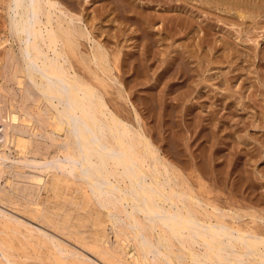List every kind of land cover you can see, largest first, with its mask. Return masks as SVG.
I'll return each mask as SVG.
<instances>
[{
	"label": "bare ground",
	"instance_id": "bare-ground-1",
	"mask_svg": "<svg viewBox=\"0 0 264 264\" xmlns=\"http://www.w3.org/2000/svg\"><path fill=\"white\" fill-rule=\"evenodd\" d=\"M60 1L62 0H0V5L2 4V9L4 10L2 11L1 9V11L3 13L5 12V20L3 18L4 23H1L2 25L0 26V32H4L3 34H5L2 37L0 36V47L3 50H0L2 51L0 54V79H4L1 81L3 82L5 78L9 80L10 77V80L14 81L17 86L18 94L20 92L22 96L20 98L21 103L19 104L16 100L18 96L16 94V88H12L11 86L7 88L4 86L1 87V90H5L9 92L8 94H12L14 99L10 101L11 104L8 103V105L10 104L12 106V108L9 106L11 109L6 107L7 105L5 106L7 111L3 106L0 107V122H3L4 118L6 119V125L2 123L1 126H4L0 131V182L3 179H7L4 178L6 174L9 175L10 179L7 181L9 187H7L8 189L11 188V191H9L0 186V204L8 206L9 204H16L15 206L19 204L18 206H21L23 210L15 208L17 213L15 212L14 214L19 215L20 212H23L22 214L24 215L28 214L27 218L29 219L16 217L13 213L11 214L5 211L0 206V264H22L21 260L28 259L29 261V258L34 259L25 256L30 246L36 247V253L38 252L36 256L38 262L34 261L35 259L33 260V262L37 264H264V210L260 208L261 205L258 201L263 200V196L259 195L257 192V194L262 197L261 199L258 197H256L258 199L254 197L250 198L247 195V197H242L243 200L238 199L237 196H239L238 194L243 187L242 183L243 181L244 183L246 182V179H242L244 177L242 176L243 173L242 175L238 174L240 170L237 171V179L239 180H237V184L232 181H227L228 178H231L228 176L235 172V169H232L234 170L233 172L230 168H235L234 166L238 163L237 160L241 159H233L231 155L233 154L234 157H237L241 148H239L238 152H235L237 154L229 151L231 155L224 151V149L223 151L229 155V158H232H230L232 162L230 160H227L228 162L226 160L222 161L220 158L221 154L218 156L215 153L220 145L218 149L222 151V140H220V144V142L217 141L219 139H215L217 143L216 141H214V143H216L218 147L213 150L216 144L208 140L211 138L209 134L212 133L206 134L210 136L209 138V136L206 137L205 133H203L204 131H202L205 137L208 138L205 139L207 140L206 142L213 144L211 145L213 148H211V146H206L207 143L204 142L205 146L203 147L202 142L205 140L202 141V139L205 137H201L200 134L202 133L196 130L198 129V124L201 122V119L197 118L196 114L199 113L202 117L204 113H200L199 111L195 114L196 110L193 112V108L205 104L204 101L209 99V96L206 97L209 93L205 96L206 99L203 98L205 99L203 104L200 103L202 100H199L201 97L197 99L198 103H192L190 104L191 106L188 105L190 98H188V101L185 100L194 90L191 89V87L188 88V78H185V73L183 74L181 71L183 66L187 63L186 59L188 58L190 60V58L193 59L196 58V56L193 57L194 55H191L193 53L190 54V58L188 55V57L185 56L187 50L184 52V49H186L185 46L187 45L183 43L181 45H185L183 47L184 55L182 54L181 57L183 59L186 58V61L180 57L182 49H180V53L177 52L179 53L178 58L174 56L172 57V59H174L168 60V63L166 62L167 59L166 61L162 59L163 56L161 59L159 57V55L162 54L159 53V51L161 52L164 50L160 49L158 51L157 49V47L160 48L164 46L155 47L158 52L153 50L156 44L166 42L169 39H173L174 41L175 37L178 39V34L181 33L186 34V36L183 35L185 38H190V34L192 35L193 31L196 29L194 28L196 23L194 22L193 24L191 19H185L187 16H183V14L180 12L178 13V11L175 15L171 13L164 14L163 12H158V10V13H154L156 8L154 12L149 11L155 6V4L154 6L150 5L151 3L153 4V0H147L145 4H143L145 2L144 0L142 4H140V0L139 2L136 1L140 4L139 7L133 5L135 4L133 2L130 4L131 1L127 0V3L130 1L128 3L129 9H125L127 3H124V8L122 7V10L125 9L126 11H118V8V13H121L116 14L115 17L113 15L112 17V19L114 18L115 21L118 22L116 26L117 30L119 29L120 32L115 35L112 34L114 36H110L109 33L111 31L109 30H111V26H108V24L105 25V23L112 20H109L111 16L108 17V15L113 14L110 11L115 6L114 3L117 2L116 4L119 5L121 4V0L120 2H118L119 0H114L116 1L114 3L112 0V2L110 0H105V2L102 1L101 8H97L99 7L98 3L97 6L93 5L96 7L95 9H97L94 11V13L96 12L94 15H90L93 14V10H91L92 8L94 9L93 6L89 8L91 13L85 12L84 14L79 12V14H76L74 13L75 9L73 11L71 10L74 8L72 4L69 6L64 0L66 5L73 7L70 9L68 7L66 8V5L64 6ZM95 1L97 2V0ZM100 1H98L99 4ZM180 1L178 2L180 3ZM184 1H196L200 3L201 6L198 7L202 12L203 9L208 8V6H210V9L208 8L209 11L214 8V12H211V14L214 15L213 17L208 13V10L206 13L212 18L215 17L216 21H222L221 18L223 20L226 18L235 20L236 18V23L239 20L240 24H245V21L250 19V23L253 21L251 24L253 25V23H255L254 25H256V27L252 26V29L254 27L255 29L257 28L256 23H259L260 26V22L264 21H262V19L261 21L258 20L264 18V0H183V2ZM154 2L156 1L154 0ZM75 3L78 2H74V4ZM175 4H177V0ZM191 4L193 3L191 2ZM123 5L121 4L119 7ZM159 5L161 7L163 4L159 3ZM188 5L186 4V6ZM182 7L179 8L182 9ZM190 7H192V5ZM198 7H195V10H198L200 13ZM168 8L170 10V7ZM89 9L87 10L85 8L82 10L89 11ZM162 9H164V7ZM193 9L191 11H193ZM186 10H184V12ZM4 14L2 16H4ZM191 14L192 12L189 15ZM202 14H204V12ZM232 15L236 17L233 18ZM114 19L112 21H114ZM189 20L190 22H188ZM226 20L228 21L229 19ZM234 20L231 25L233 26V22L234 26L237 24L239 25V23L235 24ZM257 20L258 22H256ZM158 24L160 28L157 29L156 27ZM114 25L115 24H113L112 29L116 27ZM132 26H134V29H132ZM208 26H210L209 28L212 27L211 25ZM242 26L240 25V27ZM248 27H250V25ZM261 27L263 28L264 26H260V29H262ZM247 28L245 30H247ZM252 29L247 32L249 33L248 36L253 35L250 33L256 31H252ZM128 30L130 31L129 33L127 32ZM197 31L201 32V29H197ZM204 31V35L198 36L201 37L199 42H196L198 40L195 42L201 48L203 46H209V51H196V47L193 49L197 53H204V55L202 54L204 60L212 66L214 63H212V61L214 59L211 53L212 51L210 50L215 49V51L217 50L219 53L221 49L230 50L229 43L227 44V41L224 42L221 40V44L218 45V41L220 42V40H211L210 35L212 33L207 36L211 31L208 32L209 30L207 31L205 29ZM240 32L241 31H239V34H241ZM124 37H127V39ZM206 37L209 38L206 39ZM110 38L114 41L110 40ZM179 38L181 37L179 36ZM123 39H125V41L133 40V46L131 41V44L129 41L128 43L132 46L131 49L135 47L134 49L136 50V48H138V51L134 52L132 51L133 49L130 50V45H125L127 48L129 47L128 50H125L126 47L123 45L125 41H122ZM186 40L188 41L189 39ZM190 40L194 41L193 36ZM173 41H171V43L174 44ZM121 42L125 49L121 47ZM168 42L171 44L170 41ZM190 43L187 42L188 45ZM125 44H127V42ZM169 44L167 46H169ZM173 44L171 48L175 45ZM161 45H163V43ZM193 45L187 47L192 49ZM182 46L180 48H182ZM206 47H204V49H207ZM190 48L189 50L191 52ZM233 49L236 50V47H232V52L228 51L229 54L227 56L230 55L229 59L231 55L237 56L236 54L240 52V50H238V52L236 51L237 53L233 54ZM246 49V52L255 54V52H253L254 49L252 48V50L250 46ZM249 49L252 51H249ZM111 50L113 51L111 52ZM165 50H168L169 56V53L172 54L171 56L174 55V52H171L173 50L170 52L168 48ZM177 51H179V49ZM205 52H208L206 56ZM209 53L213 60H209L211 59ZM216 54L217 58L223 56V53L221 55L219 54L220 56L218 53H215V55ZM196 55L199 60L197 61L196 70L192 69L194 67L190 66L192 72H194V74L195 71L198 73V66H205V68H208L206 69V74L207 70H210V66H207L208 63L206 62V65L205 62L202 61L203 58H199L198 54ZM249 55L251 54L249 53ZM169 56L167 57L168 59ZM234 56L232 57L233 61L235 60ZM239 56H237V60L241 57ZM257 56H262L260 59L264 61V54L262 52H259ZM249 57H252V55L248 56V58ZM207 58L209 59L207 60ZM241 58L246 59L247 57L245 58L244 56L243 58L242 56ZM155 59H159L161 64L159 66L155 64L156 69L153 68V70L152 66L156 62ZM177 59L182 62V64H180L182 68L177 65V72H174L176 69L171 71L174 72V75L176 73V78H172V74L167 78L170 73L169 70L172 67L171 65L175 66V63L179 61ZM222 60L225 63L228 58L227 60H225V58ZM250 60V62H254L252 61L253 59ZM254 60H256V57H254ZM229 61H227L226 65L230 66L231 63ZM183 62L186 63L183 65ZM191 62L194 64L193 60ZM202 62L204 63L203 65ZM216 62L219 63V61ZM260 62L257 63L256 61L257 65L262 64ZM218 63L214 64H217L214 68L218 67L221 62ZM221 64L223 67L224 64ZM240 65L233 69H240ZM157 66L159 68H157ZM160 66H163V71H160L159 74H155L157 69H160ZM219 67H221V65ZM244 67L245 66H243V68ZM250 67L252 66L250 65ZM186 68L187 66L184 69L186 70ZM190 68L189 70L187 69V71L190 72ZM230 68L228 73H231L230 70L232 69ZM239 69L238 72H240ZM203 70L200 73L203 74L205 71ZM150 71H153L155 76L153 77L154 79L152 78L154 82L152 84L154 86L152 84L151 86L154 88L156 87V89L153 91L152 87H148L151 89L152 93L148 91L150 89H147L146 86V83L147 85L149 84L148 81H152L151 79L149 80L151 76H149L151 73ZM179 72H181L184 77L181 76ZM209 72H211V70ZM223 72L221 71V73ZM197 73L195 75H197ZM225 73L227 74V72ZM166 74L167 76L165 77ZM174 75L173 77H175ZM187 75L189 76L188 72ZM187 75L186 77H188ZM221 75L223 76V74ZM244 75H246L245 71ZM164 77L167 78L165 80L166 82H164ZM189 77H191L189 78L191 79L189 82H193L194 78L197 79L196 77L192 79V75ZM225 78L227 80L226 76H224V78L222 77L224 81ZM176 79L178 82L175 81L172 85V80L174 81ZM204 80L205 79H203L202 82H204ZM192 82L191 85H193L195 81ZM229 82L227 85H229ZM157 83L158 85H156ZM161 83L163 84L161 85ZM196 84L198 87V83ZM204 85H206V83ZM138 86H141V88L144 86L146 89H138ZM203 86L201 89L204 88ZM197 87L195 88L192 86L194 89H197ZM185 88L187 90H185ZM173 89L176 91L178 90L179 93H181V89L183 92L179 94V96L177 95L178 93H174L172 96L174 98H171L170 96L173 93L172 91H174ZM189 89H191V91ZM197 90L195 91L198 94H202ZM209 91L210 90H208V92ZM235 92L232 93L236 94ZM5 94L3 93V95ZM133 95L134 98L137 99V103L134 101L136 99L133 98ZM8 96L11 97L10 95ZM256 96H258V94H256ZM169 97L172 100H170ZM222 97H224V95ZM229 97L230 99L232 98L231 96H226L225 99H222L226 100V98L229 99ZM3 98L6 99V97ZM195 98L193 100L196 102ZM219 99L220 97L213 100H218V102L222 100ZM242 99L244 98H241V100ZM250 99L252 100L251 97ZM207 101L209 102L210 100ZM215 101L214 103H218ZM230 101L232 102V99ZM225 102L226 101L223 103ZM240 102L238 103L237 101L238 104H241ZM245 102L242 100V103L245 104ZM3 104L5 105V103ZM219 104L221 103L219 102ZM234 104L232 108L236 110ZM208 105L207 107H211ZM213 106H217V104H213L212 107ZM223 106L227 107L228 105L225 103ZM203 107L201 108L204 109ZM156 108L159 113V115L157 114L159 116H157V120L155 118L156 112L154 111ZM170 108L171 110H175V112L177 111L179 114H175L172 111L169 112L174 113L172 115L178 117L177 119L179 121L175 118L178 121H176L177 123L172 121V123L169 124V120L167 119H170L169 116L172 115L167 113L169 118L165 116L166 114L164 112ZM201 108L200 110H202ZM227 108L226 110L228 111L231 106ZM212 109H214V107ZM215 109L212 110L214 113L216 111ZM210 110L208 109L207 113L209 111L208 114H213ZM160 111H164L162 115ZM233 112L235 114L236 111L233 110ZM192 113L195 114L196 119H194L195 117H193L194 114ZM208 114L206 116H214L215 118L216 113L213 116ZM190 115H193L192 118H188ZM204 115V120L206 122L207 120H211L212 123L214 118L208 117L211 119H206ZM171 118V120H173L174 116ZM146 119L154 120L155 124L154 126L151 125L152 127H156L155 125L158 124V122L160 124H158V127L161 126L162 123H166V126L168 123L171 125V128L175 126L173 122L176 123V125L178 124L179 128H175L176 130L174 128L172 130L168 128V126L166 128V130L171 129L173 133L175 130L174 135L180 133L179 139L182 137L180 141L176 140L178 143H182L176 145L175 143L177 142L175 141V143L172 144L176 146H172L173 149H178V153H175L176 150L173 151L175 154L172 155V160L168 158L170 155H166L167 157L164 156L165 148L162 147L164 144L159 145L157 143L159 146L156 144L157 140L154 135L156 130L161 131L162 129L160 130L158 127L157 129H151V127L149 129L147 125L149 122ZM215 121L218 123L221 120L219 121L216 119ZM215 121H213V123H215ZM221 122L219 124H223ZM201 123L204 125L203 122ZM214 126V128L217 127L215 124ZM244 126L246 127V124ZM162 127H165V125H162ZM179 129H181L184 134H186L185 132H191L192 134L189 133L191 134L189 139L187 138L188 136L184 137ZM212 131V135H218V132L214 134L215 130L213 128L211 132ZM162 132H160L161 136ZM166 132H168V135L171 133L169 130L164 131V133ZM205 132H207V130ZM173 133L171 134L172 139H178L176 138L177 136L174 137ZM165 136L166 135L160 137V140H167L168 136ZM158 137L157 135V138ZM212 138L214 139L215 137L213 136ZM199 139L201 140L200 146L198 142ZM169 140L167 141L169 145L165 146H170V141L173 140ZM190 141H196L198 147H203V149H201L202 151H200L201 153L204 151L205 147L211 149V151H209L210 154L207 150L208 157L207 153L203 154L207 157H205V160H207L209 164H207V166H212L211 170H209V172H211V184L209 181H206V178H209V172L207 171L206 173V170L210 167L206 168L204 166L206 168L205 170L203 167L204 163L202 164V157L199 155L200 152H198V149L194 150L195 148L193 149L191 147ZM225 141L226 140H224V148L228 145L226 144L228 141ZM165 144L167 143L165 142ZM196 144L193 145L195 146ZM12 145H15L14 148H21V151H17L19 153H17L18 157L13 153L12 149L14 148H11ZM42 145L45 147H41ZM172 147L168 148L171 149ZM168 148H166V153ZM241 150V153H245L242 151H246ZM169 152L170 151H168V154L172 151ZM246 152L248 153V151ZM241 156L244 157L243 154ZM223 158L224 157H222V159ZM247 160L250 161V159H246L245 157L246 162ZM240 163L241 162H239V165H241ZM220 167L222 168L220 169ZM242 168L240 167V169ZM245 169L248 168L245 166ZM249 171L248 169L246 172L248 176L245 175L251 179ZM206 174L208 176L204 179ZM235 175L233 174L232 177ZM246 176L245 178H247ZM234 179L236 181V178ZM249 179L247 184H249ZM238 184L240 185L238 186ZM254 184L252 185L254 186ZM223 185L226 186L227 189L228 186L229 188L230 186L235 188V185H237L236 188L239 190V193L236 192L237 190L234 191V193L236 192L238 194L231 192L234 189L232 188V190L229 189L231 190L228 191L229 194L228 192L226 194L222 190ZM248 187L246 189L243 188L246 193L245 191L242 192V190L241 192L243 194H251L253 192L251 195L256 196L254 189L252 191V189ZM248 189L252 192L247 193ZM220 190L224 193L222 192L220 194ZM240 196L239 198H241ZM61 200L64 203H62ZM58 201L60 202L58 203ZM260 202L264 203V201ZM65 204H69V207L73 206L74 208L69 209L68 207L67 209ZM91 204L94 206V209L92 208L94 211L93 213L90 209H87L88 207L85 208V206H90ZM13 207H11V209ZM258 207L260 209H258ZM6 208L8 207H5V209ZM63 208L67 210L62 212L61 209ZM59 209L61 212L56 211ZM83 209H86L85 211H88L90 215L85 217L86 213H84V218L89 219L88 217L94 218V216L96 218L95 221V218H90L91 223L88 222L91 225L90 227L95 223L92 227L93 231H88L90 229L87 230L88 226L85 228L84 225L87 224H83V222L80 223L82 217L79 211L82 212L84 211ZM90 211L94 216L90 214ZM102 216L103 219L105 218V221H103L106 223H102ZM75 220H77L78 223L75 222ZM87 221L84 223H87ZM92 221L94 222L92 223ZM82 224L84 226L83 229L87 231L81 229L82 227L80 226H82ZM78 225H80L79 228L83 232L78 228ZM49 227L52 228L51 230L55 229L58 234L65 232L62 234L66 235L67 241L72 239L70 241L77 244L78 246L76 245L75 247H79V249L68 244L71 242L66 243L67 241L65 242L58 237L56 232H54L55 234L50 233L51 230L49 232ZM42 251H44V254H41ZM18 259L21 260L18 261Z\"/></svg>",
	"mask_w": 264,
	"mask_h": 264
},
{
	"label": "rangeland",
	"instance_id": "rangeland-1",
	"mask_svg": "<svg viewBox=\"0 0 264 264\" xmlns=\"http://www.w3.org/2000/svg\"><path fill=\"white\" fill-rule=\"evenodd\" d=\"M65 1L69 4V6H71L70 4H72L74 8H73V7H69L68 5H66V2H64V0H62V1H60V2H61L62 4H64V6L66 5V6H65L66 8H67V7L70 8V9L73 8V9H71L72 11L75 9L74 13H76V14L78 13V14H79V12H80V13H84V14H85V12L87 13V12H90L91 10H93V14H90V15H94V14L96 13V12L94 13V11H96L97 9H95L96 7H94V6H95V5L97 6V3H98V6H99V7H97V8H101V7H102L101 2H102V1L105 2V0H101V1H100V0H97V2H96L95 0H73V1H72V0H71V1H70V0H69V1H68V0H65ZM98 1H100V4H99ZM110 1H111V0H110ZM112 1H113V3H114V2H116L117 0H116V1L112 0ZM112 1H111V2H112ZM126 1H127V0H123V1L121 0V2H120V0H119L118 2H120V3L123 5L124 3H127ZM130 1H131L130 4H132V2H133V3H135V4H133V5H136L137 7H139V5L143 3V0H140V4L136 2V1L139 2V0H130ZM130 1H128V3H129ZM141 1H142V2H141ZM144 1H145V2H144L143 4H145L147 0H144ZM155 1H156V2H154V0H153V4H152V3L150 4L151 6H154V4H155V6L152 7L153 9H151V10H149V11L154 12V10H155V8H156V10H155L154 13H156L157 10H158V12H163L164 14H169V13H171L172 15H173V14L175 15V13H177V11H178V13H179V12L182 13L183 16H187V17H185V19H187V18H188V19H191V21H193V24H194V22L196 23V26L194 25V26H195L194 28H196V29H195L196 31H195V30L193 31V34H194V35H193V34H192V35L190 34V38H192V36H193V40H194V41H191L190 38H188V37L185 38L186 34L181 33L182 35H181V34H178V39H179V40L177 39V37H175L174 41H173V39H172V40H170V39L168 40V41H170V43H171V41H173L175 45H174L173 43L169 44L168 41H166V42H160V43H158V44H160V45H158V44L155 45V44H154V45H155V46L153 45V46H154V49H153V46H152V49H153L154 51H156V52H158L160 49H161V50H164L165 52H164V51H161V52L159 51V53H162V54H163V55H162V54L159 55V57H160V59H161V57L163 56L162 59H164L165 61H166V59H167V61H166L167 63H168V60H170V59L173 60L174 58L172 59V57H174V56H175L176 58H178L179 53L181 52L180 49H182V52H181V54H180V57L182 56V54H183L186 50H187V51H186L185 56L188 55L189 58H190V57H191V56H190L191 53H193V54H191L192 56L194 55L193 57L196 56V58H193V59L190 58V60H191V59L193 60V63H194V64H192V62H191L192 60L190 61L188 58H187V59L185 58V59L187 60V61H186L185 59H183V58L181 57L184 61L187 62V63H186V62H183V65H184L185 63L187 64V65L185 64V66H183V68H182V65H180V64H182V62H181L179 59H177V60H179V61L175 63V66H174V65H171L172 67L174 66L173 68L171 67L173 70L170 68V70H169L170 73L168 74V76H167V74H166L165 77L167 76V78H168V77H170V75L172 74L171 77L175 79V78H176V76H175L176 73H175V75H174L173 73H174V72H177V67L180 66V67L182 68V71H181V72H182L183 74L185 73V78H188V83H189L190 85H191V82H192V81L189 82V81L191 80V79H189V78H191V77H189V76L192 75V79H193L194 77L197 78V79L194 78V81H195V82H194V81H193L194 83L192 82L193 85L190 86V85L187 83V85L189 86L188 88L191 87V89L194 90L193 93L191 92L192 95L190 94V96L187 97V98L185 99V100L188 101V98H190V100L188 101V105H190V104H192V103H193V104L198 103V100H197V99H199L200 97H201V98H200L199 100H202L200 103L203 104V101L206 99L205 96L209 93V95L206 96V97L209 96V99H206V100H205L206 102L204 101L205 104H203V105H201V106L199 105V106H197L196 108H195V107L193 108V112H194V110H196V111H195V114H196V112L198 113L199 111H200V113L203 112V113L205 114V115L202 114V117L200 116L201 114H199V113L196 114V115H197V118L201 119V122H203V124H204V125H202V123L200 122V124H198V125H199V126H198V129H196V130H197L198 132H200V133H202V131H204L203 133H205V135H206L207 133H208V134H209V133H212V134H213V131L211 132V130H212V128H213V129L216 131V132L214 131V134H217V132H218V135H216L217 138H216L215 135L209 134V135H211V138H212L213 136H214L215 138H214V139H213V138L211 139L209 135H206V137L209 136L210 139H208V138L205 137V135H204L203 133H202V134L199 133V134L201 135V137H203V138L205 137L204 139H202L201 137H200V138L202 139V141L205 140V139L211 140V141H209V142H212V141H213V144H216L217 141L220 142V140H222L221 142L223 143V144H222V147H223V148L221 147L222 151L218 149V148H220V146H221V145H220L221 142H220V144H219V145H220L219 147H218V145L216 144V145H214V148H213V147L211 146V145H213V144L207 143V142H206L207 140H205V141L202 142V143H203L202 146L204 147V146H205V143H207L208 145L206 144V146H209V147L211 146V148H213V150H214L215 148L218 147V148L216 149V152H215V153H216V155H218V156H220L219 154H221V156L223 155L222 157H224L225 159H224V158L222 159V157L220 156V158H221L222 161H225V160H226V161H227V160H230V161H231L232 158H233V159H237V158L240 159V158H241L240 160H237L238 163L234 166L235 168H233V167L230 168L231 170H232V169H235V172H234V170H232V171L234 172V173H233L234 175H235V173H236V175H235L236 177H235V176L232 177L233 174H231V175L228 176V177H231V178H230V179L228 178L227 181H228V182H229V181H232V182H235V184H237V182L239 181V180L237 179V176H238V175H237V171L240 170V171H238V174H241V175H242V173H243L242 176H244V177H243L242 179H244V180L246 179V182L244 183V181H243V183H242V184H243V187H242V189H241L242 192L245 191L243 188L246 189V188L249 186L248 188H249V189H252V191H253V189H254V192H256V196L251 195V194H253V192H252L251 190L249 191V189H248V192H247V193H251V192H252L251 194H245L246 191H245V193L243 194V193L241 192V190H240V193H239V192H238L239 190L236 188L237 185H235V188H234L233 186H232V187L230 186V188H229V186H228V189L226 188V186L223 185V186H222V187H223L222 190L227 194L228 191H231L232 188H234L235 190L233 189V191H231V192L234 193V191L237 190L236 192H238L239 194L236 193V192H235L234 194H238L239 196L241 195V196H240L241 198H239V196H237L239 200L242 199V197H247V196L250 197V198H251V197H252V198H253V197H254V198L258 197V198L261 199L262 197H260L259 195H262V196H263V200H258V201H259V204L261 205L260 208H263V210H264V203H261V202H260V201H264V140H263V139H264V61H262V60L260 59V57H262V56H260V57L257 56V55L259 54V52H262V53L264 54V51H263V50H264V46H263V45H264V27H263V28L261 27L262 29H260V26H264V23H263V22H264V21H263L264 18H260V19H258L259 21H261V19H262L263 22H260V23H261L260 26H259V23H256V24H257V28L255 29L256 25H254L255 23H253V25L251 24V23L253 22L252 20H251V21H252L251 23H250V19L246 20L247 22L249 21V22H248L249 24L245 21L246 26H245V24H240V22H239V20H238V21H237V23H239V25H238V24L236 23V21H235V20H236V18H235L236 16H235V15H232V17L235 18V20L233 19V20L235 21V24H237V25L234 26V22H233V26H232V25H231V24H232V21H233L232 18H231V19H230V18H226V19H229V20H231V21H229V20L227 21L226 19L223 20L222 18H221L222 21H220V20H219V21H218V20L216 21L215 17L212 18L214 15H212L211 12H214V11H213L214 8H212V9L209 11V9H210L209 7H210V6H208L209 9H208V8H205L204 6H202V7L205 8V9H203L204 14H202L203 12L199 9V7H200L201 5H200V3L196 2V1H195L196 3H195L194 1H187V2H188V3H187V2H185V1L183 2V0H182V1L177 0V4H175V3H176V0H173V1H172V0H164L165 3H164V1H162V0H160V1L155 0ZM174 1H175V2H174ZM178 1H180V3H179ZM63 2H64V3H63ZM74 2H78V3H75L76 6H75ZM95 2H96V3H95ZM103 2H102V3H103ZM122 2H123V3H122ZM158 2H159L160 4H163V5H161V7H160V5H159ZM191 2H192L193 4H191ZM79 3H80V6H79ZM94 3H95V4H94ZM113 3H112V4H113ZM116 3H117V2H116ZM116 3H114V4H115L116 7H117V6H118V7H117V9H116L115 6H114V7L112 6L114 9L112 8V10H111L110 12H112L113 14L108 15V17L111 16V17H109V20L112 19L113 15H114V17H115L116 14H120V13H121V12L118 13V11H120V10L123 11V10H125V9H126V10L129 9V8H128V7H129V6H128V3H127V7L125 6V9H123V10H122V7L124 8V5L119 7V5H121V4L118 5V4H116ZM185 3H186L187 5H188L189 3H190V4H189L188 6H186ZM194 3H195V4H194ZM114 4H113V5H114ZM156 4H158V5H156ZM164 4H165V5H164ZM182 4H183V5H182ZM184 4H185V5H184ZM93 5H94V6H93ZM179 5H181V6H179ZM191 5H192V7H190ZM193 5H195V6H193ZM196 5H197V6H196ZM90 6H93L94 9L92 8V9L90 10V9H89ZM141 6H142V5H141ZM141 6H140V7H141ZM157 6H158V7H157ZM172 6H173V7H172ZM175 6H176V8H175ZM182 6H184V7H182ZM185 6H186L187 8H186ZM198 6H199V7H198ZM0 7H1V8H0V26H1V25L4 23V20H5V14H4L5 12H4V13L2 12V11H4V10L2 9V8H3V7H2V4L0 5ZM87 7H88V8H87ZM163 7H164V9H162ZM168 7H170V10H169ZM179 7H182V9H184V10L187 9V10L185 11L186 13L184 12V10H182V9L179 8ZM188 7H189V8H188ZM195 7H198V9L200 10V13H199L198 10H197V11L195 10ZM206 7H207V6H206ZM76 8H77L79 11H78ZM85 8H86L87 10L89 9V11H86V10L83 11ZM118 8H119V10H118ZM120 8H121V9H120ZM166 8H167V9H166ZM191 8H192V9L194 8L193 11H191V10H192ZM1 9H2V11H1ZM82 9H83V10H82ZM159 9H160V11H159ZM165 9H166V10H165ZM171 9L174 10V11H172ZM178 9H179V10H182V11H179ZM115 10H116V11H115ZM117 10H118V11H117ZM126 10H125V11H126ZM162 10H163V11H162ZM167 10H168V11H167ZM207 10H208V13L211 14L212 17H211L209 14L206 13ZM77 11H78V12H77ZM175 11H176V12H175ZM190 11L192 12L191 15H189V14L191 13ZM158 12H157V13H158ZM166 12H168V13H166ZM183 12L185 13V15H184ZM2 13L4 14V16H2V15H3ZM90 13H91V12H90ZM205 13H206V14H205ZM1 14H2V15H1ZM86 15H88V14H86ZM3 18H4V20H3ZM113 19H114V18H113ZM113 19H112V20H113ZM192 19H193V20H192ZM112 20H111V21H108V19H107L108 22L105 23V25L108 24V26H109V25L111 26V27H110L111 30H109V31H111V32L109 33L110 36H114L115 34H117V33L120 32L119 29L117 30V26H116L118 22H116L115 19H114V21H112ZM258 20H257L256 22H258ZM110 22H112V23H110ZM188 22H190V20H189ZM1 23H2V24H1ZM228 23H229L230 25H229ZM113 24H115L114 26H116V27H114V28L112 29ZM247 24H248V25H247ZM208 25H211L212 27L209 28L210 26H208ZM240 25H241V26L243 25V26L240 27ZM249 25H250V27H248ZM252 26H255V27L252 29V28H251ZM133 27H134V26H132V29H134ZM204 27H205V28H204ZM207 27H208V28H207ZM238 27H240L241 29L238 28ZM247 27H248V28H247ZM258 27H259V29H258ZM110 28H109V29H110ZM156 28H157V29L160 28V25L158 24ZM194 28H193V29H194ZM202 28H203V31H202ZM246 28H247V30H245ZM114 29H115V32H116V33L114 32ZM197 29H198V30L201 29V32L197 31ZM204 29L207 30V31L209 30L208 32L211 31L210 33L207 32V33H208L207 36H209V35L212 33V34L210 35V39H211V40H212V39H213V41H216V40H218V39L220 40V42L218 41V45L221 44V40L224 41V42L227 41V44L229 43L228 45H229L230 50H229V49H228V50H225V49L222 50V49H221V50H220V53H219L217 50L215 51V49L211 48V49H213V50H210V51H212L211 53H212V55H213V59H214V60L212 59L210 53H209V56L211 57V59L207 58V60H208V59H209V60H213L212 63H213V62H214V63L212 64V66H210L211 64H209L206 60H204V56H203L204 53H202V54H203V55H202L201 53H197V52H196L197 50L200 51V52H203V51H209V49H210V48H208L209 46H208V47L203 46V47L201 48V47L198 46V44H197V43L199 42L200 38H201V37H198V36H199V35H200V36L204 35V32H205ZM251 29H252V31H253V30H256V31H253V32L251 31L252 33H250V34H253V35H249V36H248L249 33H247V32H249ZM0 30H1V29H0ZM107 30H108V29H107ZM129 30H131V29H129ZM129 30L127 31L128 33L130 32ZM237 30L241 31V32H240L241 34H239V31H237ZM183 32H184V31H183ZM194 32H195V33H194ZM197 32H199L200 34L197 33ZM254 32H257V33H254ZM3 33H4V32H0V34H1L0 36H1V37L5 35V34H3ZM196 33H197L198 35H197ZM246 33H247V34H246ZM112 34H114V35H112ZM195 34H196V36H195ZM183 35H185V36H183ZM242 35H243V36H242ZM259 35H260V37H259ZM262 35H263V36H262ZM179 36H180L181 38H179ZM211 36H212V37H211ZM237 36H238V37H237ZM239 36H240V37H239ZM250 36H251L252 38H251ZM182 37H183V38H182ZM194 37H195L196 39H195ZM197 37H198L199 39H198ZM249 37H250V39H252V40H250ZM253 37H255V38H253ZM124 38L127 39V37H124ZM208 38H209V37H206V39H208ZM222 38H223V39H222ZM225 38H226V39H225ZM98 39H99V38H98ZM100 39H101V38H100ZM125 39H123L122 41H125ZM181 39H182V40H181ZM186 39H189V40L187 41ZM215 39H216V40H215ZM254 39H255V40L257 39L258 41H257V40L255 41ZM110 40L114 41V40L111 39V38H110ZM175 40H176V41H175ZM183 40H184V41H183ZM185 40H186V41H185ZM196 40H198V41H196ZM259 40H260V42H259ZM128 41H129V40H128ZM128 41H125V43L127 42V44H125V43L123 42V45H124V46H125V45H126V46H129V45L132 43V46H133L134 41H133V40H130V41H131V43H130V41H129L130 44L128 43ZM180 41H182V42H180ZM190 41H191V43H192V42H193V43L191 44ZM195 41H196L197 43H196ZM153 42H154V41H153ZM179 42H180V43H179ZM185 42H186V43H185ZM187 42L190 43L191 45L194 44V45L192 46V49L190 48L191 45H190V44L188 45ZM154 43H155V42H154ZM162 43H163V45H161ZM167 43L169 44V46H167V45H168ZM176 43H177V44H176ZM182 43H183V44H186L187 46H190V47H187V46L184 45V46L186 47V49H184V52H183V47H184V46L181 45ZM195 43H196V44H195ZM256 43H257L259 46L261 45V46L263 47V49H262L261 46L259 47ZM260 43H261V44H260ZM164 44L166 45V48L169 49V52H170L171 50H173V51H171L172 53L174 52V53H173V54H174L173 56H171V55H172L171 53H169L170 56L168 55V50H165L166 48H165V45H164ZM172 44H173L175 47L172 46V48H171V45H172ZM178 44H179V46H178ZM231 44H232V45H231ZM180 45L182 46V48H180V47H181ZM196 45H197V46H196ZM228 45H227V46H228ZM230 45H231V47H230ZM244 45H245V46H244ZM247 45H248V46H247ZM126 46H125V47H126ZM132 46L130 45V50L133 49L132 51H134V52H135V51H138V48H136V50L134 49L135 47L131 49ZM134 46H135V45H134ZM157 46H159V47H160V46H164V47H160V48H158ZM177 46H178V47H177ZM249 46L251 47V49H252V48L254 49V51H253V52H255V54L253 53L254 55L252 54V52H246V51H245V49H246L247 47H249ZM257 46H258L259 48H258ZM121 47H123V46H122V42H121ZM155 47H157L158 51H157V49H155ZM195 47L197 48L196 51H194V49H193V48H195ZM204 47H206L207 49H204ZM210 47H211V46H210ZM215 47H217V46H215ZM232 47H236V50H234L235 48L233 49V50H234L233 54H234V53H237L238 50H240V52H238V53L236 54L237 56H239V55L241 54L240 56H241V57L243 56V58H244V56H245V58H246V57L248 58V56H251V55H252V57H249L248 59H247V58H246V59H242V58L239 56L240 58H238V60L242 59V60H240V61H241V62H240V61L237 60V56H234V55H233L234 58H235V60H234L235 62H234V61H233V58H232V57H233L232 55H231V58H230V59H229L230 55L227 56V55L229 54L228 51L232 52V51H231V50H232ZM242 47H244V48H242ZM128 48H129V47H128ZM128 48L126 47V49H125V48L123 47V49H125V50H128ZM163 48H165V49H163ZM173 48H174V49H173ZM177 48L179 49V51H177V50H178ZM187 48H188V49H187ZM189 48L191 49V52H190ZM198 48H199V49H198ZM200 49H203V50H200ZM216 49H217V48H216ZM253 49H252V50H253ZM0 50H2L1 47H0ZM125 50H124V51H125ZM130 50H129V51H130ZM153 50H151V51H153ZM188 50H189V51H188ZM246 50H248V49H246ZM252 50L249 49V51H252ZM260 50H261V51H260ZM2 51H3V50H2ZM2 51H0V54L2 53ZM112 51H113V50H111V52H112ZM166 51H167V52H166ZM221 51H222L223 54L221 53ZM225 51H227L228 53L225 52ZM236 51H237V52H236ZM163 52H164V53H163ZM177 52H179V53H177ZM187 52H188V54H187ZM189 52H190V53H189ZM194 52H195V53H194ZM213 52H214V53H213ZM207 53H208V52H207ZM207 53L205 52V56L207 55ZM215 53H218V55H219V54H220V55L222 54L223 56L218 57V58H219V59H218V58H217V54L215 55ZM242 53H244V54H242ZM247 53H248V54H247ZM249 53H250L251 55H249ZM175 54H176L177 56H176ZM196 54H198L199 58H203L202 61L205 62L206 65H207V63H208L207 66H210L209 69L211 70V72H209L210 70H207V73L205 74L206 69H208V68H205V66H204V67L198 66L197 69H199V70L201 69V70H200V71L198 70V73L195 71V74L197 73V75H195L194 72H192L190 66H191V67H194V68H192V69H195V70H196L197 61L199 60V59H197V55H196ZM200 54H201V55H200ZM224 54H225V56H224ZM238 54H239V55H238ZM245 54H247L248 56L245 55ZM164 55H165V56H164ZM183 55H184V54H183ZM220 55H219V56H220ZM260 55H261V53H260ZM168 56H169V59L167 58ZM188 56H187V57H188ZM200 56H202V57H200ZM253 56L256 57V60H254V57H253ZM257 57H258V58H257ZM263 57H264V56H263ZM0 58H1V56H0ZM223 58H225V60H227V58H228L227 61H229V60L232 59L231 61H229V62L231 63V65H230V66H229V65H226L227 61H225V63H224V61L222 60ZM194 59H195V60H194ZM205 59H206V57H205ZM217 59H218V60H217ZM250 59H253L252 61H254V62H250V61H251ZM259 59H260V60H259ZM183 60H182V61H183ZM220 60H222V61H220ZM155 61H156V62H155ZM155 61H154V62H155L154 64L152 63L153 66H155V67L152 66V69H153V68L156 69V65H155V64H157L158 66L161 64L160 61H159V59H158V60L155 59ZM195 61H196V62H195ZM216 61H219V63H220V62L223 63V64H224L223 67H222V64L220 63V65H221L222 68L219 67L220 65H218L219 69H218V67H215V68H214V66H217V64H216V65H214V64H215V63H218V62H216ZM232 61H233V62H232ZM242 61H243V62H242ZM245 61H246V62H245ZM247 61H248V66H247ZM256 61H257V63H259V62L261 61L260 63H262V64H258V65H257ZM189 62H191V63H189ZM203 62H202V65L204 64ZM206 62H207V63H206ZM229 62H228V64H229ZM236 62H237V63H236ZM239 62H240V63H239ZM158 63H159V64H158ZM195 63H196V64H195ZM219 63H218V64H219ZM233 63H236V64H233ZM245 63H246V64H245ZM252 63H253V64H252ZM189 64H191V65H189ZM240 64H241V65H240ZM242 64H243V65H242ZM249 64H250L253 68L250 67ZM177 65H178V66H177ZM188 65H189V66H188ZM192 65H193V66H192ZM225 65H226V66H225ZM235 65H236V66H235ZM238 65H240V66H239L240 69L242 68L241 70L238 68L240 72H238V69H233V68H237ZM253 65H254V66H253ZM259 65H260V66H259ZM158 66H157V68H159ZM186 66H187V68H186V70H185L184 68H185ZM243 66H245V67L247 66V67H246V68H245V67L243 68ZM257 66H259L260 69H259V67H257ZM175 67H176V68H175ZM224 67H227V68H224ZM228 67H229V68L232 67V68H230V69H232V70H230L231 73H228V71H229V68H228ZM249 67H250V68H249ZM189 68H190V70H191L190 72L187 71V69L189 70ZM202 68H203L205 71H204ZM211 68H213V69H211ZM154 69H153V70H154ZM163 69H164L163 66H160V69H157L158 72L155 70V71H156L155 74H157V73L159 74L160 71H161V72L163 71ZM175 69H176V70H175ZM245 69H246V70H245ZM248 69H249V70H248ZM174 70H175V71H174ZM184 70H185L186 72H185ZM202 70L204 71L203 74L200 73ZM212 70H213V71H212ZM171 71H174V72H171ZM183 71H184V72H183ZM221 71H222V72L224 71V72L221 73ZM244 71H245V74H246V75H244ZM150 72L152 73L153 71H150ZM181 72H179V74H180ZM187 72H188L189 76L187 75ZM215 72H216L217 74H216ZM218 72H219V73H218ZM225 72H227V74H226ZM253 72H254V73H253ZM151 73L149 74V76L151 75L150 78H149V80L151 79L152 81H148V83H149L148 85H147V83H146L147 89H150V88H148V87H152L151 84L154 83V82H153V79H154L153 77H155V76H154V72H153L152 74H151ZM182 73H181V76L184 77V75H182ZM220 73L223 74V76H222ZM224 73H225V75H224ZM241 73H242V74H241ZM248 73H249V74H248ZM252 73H253V74H252ZM198 74H200V75H198ZM214 74H216V75H214ZM173 75H174L175 77H173ZM186 75H187L188 77H186ZM193 75H194V76H193ZM218 75H219V76H218ZM227 75H228L229 77H228ZM243 75H244V76H243ZM179 76H180V75H179ZM197 76H198V77H197ZM224 76L227 77V80H226V78H225V81H224V79H222V77L224 78ZM258 76H259V77H258ZM261 76H262V77H261ZM165 77H164V82H166L165 80L167 79V78H165ZM210 77H212V78H210ZM219 77H220V80H221V81L219 80ZM252 77H253V78H252ZM152 78H153V79H152ZM214 78H215V79H214ZM228 78H229V80H228ZM245 78H246V79H245ZM198 79H199V80H198ZM203 79H205L204 82L206 83V85H204L205 83L202 82ZM2 80H4V79H2V78L0 79V95H1L0 97H2V98H0V105H1L0 107L3 106V108L6 110V109H7L6 107L9 108V106H10V107L12 108V106L10 105V104H11L10 101H11L12 99H14V97H13L12 94H8L9 92H7V91H5V90H1V87L4 86V87L7 88V87L11 86L12 88H13V87L16 88V91H17L16 94H17L18 96H17V98H16V97H15V98H16V100L18 101L19 104L21 103V102H20V100H21L20 98H21L22 96H21V93H20V92H19V94H18L17 86L15 85L14 81H11V80H10V77H9V80H7V79L5 78V81L1 82ZM6 81H7L8 83H7ZM9 81H10V82H9ZM175 81H177V79L174 80V81L172 80L171 84H172V83L174 84ZM206 81H207V82H206ZM227 81H228V82L230 81V82H229V85H231V86L227 85V84H228ZM243 81H244V82H243ZM4 82H5V83H4ZM164 82H163V83H164ZM177 82H178V81H177ZM221 82H222V83H221ZM163 83H161V85H162ZM196 83H198V87L196 86V85H197ZM215 83H216L217 85H216ZM218 83H219V84H218ZM241 83H242V84H241ZM253 83H254V84H253ZM11 84H12V85H11ZM173 84H172V85H173ZM214 84H215V85H214ZM222 84H223V85H222ZM243 84H244L245 86H244ZM246 84H247V85H246ZM149 85H150V86H149ZM152 85H153V84H152ZM156 85H158V83H157ZM201 85H202V86L204 85L203 87L205 88V90H204V88L201 89V88H202ZM241 85H243L244 87L241 86ZM256 85H257V86H256ZM144 86H145V85H144ZM144 86H143L142 88H141V86H138V89H143V88L146 89V88H145L146 86H145V87H144ZM153 86H154V85H153ZM192 86L195 87V88L197 87L198 90L192 88ZM205 86H206V87H205ZM228 86H229V87H228ZM224 87H225L226 89H225ZM231 87H232V88H231ZM245 87H246V88H245ZM257 87H258V88H257ZM152 88H153V89H152L153 91L156 89V87H155V88L152 87ZM174 88H175V87H174ZM186 88H187V86H186ZM186 88H185V90H187ZM199 88H200V90H199ZM221 88H222V89H221ZM255 88H256V89H255ZM176 89H177V86H176ZM181 89H182V88H181ZM181 89H180V91H181V93H182L183 91H182ZM191 89H189V90L191 91ZM173 90H174V91H172L173 93H172L171 96H170L171 98H174V97H172L174 93H176V94L178 93V94H177L178 96H179V94H181V93H179L178 90H177L178 92H177L175 89H173ZM183 90H184V87H183ZM193 90H192V91H193ZM195 90L200 91L202 94H200V93L198 94ZM201 90H202V91H201ZM208 90H210L211 92H210V91L208 92ZM228 90H229V91H228ZM231 90H232V92H235V91H236V92H235L236 94H233V93L231 92ZM240 90H241V91H240ZM257 90H259V91H257ZM1 91H2V92H1ZM148 91H149L150 93H152L151 89L148 90ZM175 91H176V92H175ZM204 91H205V92H204ZM215 91H216V92H215ZM249 91H250V92H249ZM228 92H229V93H228ZM254 92H255V93H254ZM257 92H258V93H257ZM3 93H4V94L7 93V94L3 95ZM204 93H206V94H204ZM213 93H215V94H213ZM221 93H222V95H221ZM230 93H231V94H230ZM239 93H240V94H239ZM248 93H249V94H248ZM143 94H145V93H143ZM146 94H147V92H146ZM176 94H175V95H176ZM193 94H194V95H193ZM203 94H204V95H203ZM226 94H227V95H226ZM237 94H238V95H237ZM256 94H258V96H256ZM261 94H262L263 96H262ZM8 95H10L12 98L9 97ZM196 95H197V96H196ZM200 95H201V96H200ZM215 95H217V96H215ZM223 95H224V97H222ZM225 95H226V96H231V97H232V98H231V99H232V102L230 101V100H231L230 97H229L230 100H229L228 98H226V100H224L225 97H226ZM233 95H234V96H233ZM241 95L244 96V97H242ZM249 95H250V97L252 98L253 101L250 99ZM195 96H196V98H195ZM198 96H199V97H198ZM210 96H211V99H210ZM213 96H214V97H217V98H214ZM218 96L220 97V99L224 98V99H222V100L226 101V102H225L226 105H228L229 107L231 106V108H230L231 111L228 110V111H229V112H228V111L226 110V109H228V108H227L228 106H227V107H224L225 105L223 106V104H225V103H223L224 101H222V100L219 99V100H220L219 102H220L221 104H219L218 100L215 101L216 99L219 98ZM240 96H241V97H240ZM255 96H256V97H255ZM3 97H6V99H7V98H8V99L6 100V99H4ZM170 97H169V99H170ZM193 97L195 98L196 102L193 100V99H194ZM197 97H198V98H197ZM221 97H222V98H221ZM236 97H237V98H236ZM257 97H258V98H257ZM9 98H10V99H9ZM133 98H134V95H133ZM175 98H177V97H175ZM203 98H205V99H203ZM238 98H239L240 100H241V98H244V99H242V100H243V102L246 101L245 104L242 103V100H241V102H240V100H239ZM253 98H254V99H253ZM2 99H3L5 102H4ZM134 99H136V98H134ZM213 99H215V100H213ZM1 100H2V102H1ZM8 100H9V102H8ZM170 100H172V99H170ZM174 100H176V99H174ZM207 100H210V101L208 102ZM227 100H228L229 102H228ZM134 101H136V103H137V99L134 100ZM191 101H192V102H191ZM193 101H194V102H193ZM214 101H215V102H218V103H214ZM221 101H222V102H221ZM234 101H236V102H234ZM237 101H238V103L240 102L241 104H238ZM175 102H176V101H175ZM210 102H211L212 104H211ZM230 102H231V103H230ZM3 103H5V105H4ZM8 103H10V104L8 105ZM206 103H207V104H206ZM209 103H210V104H209ZM234 103H235V104H234ZM208 104H209V105H208ZM213 104H215V105L217 104V106H213L214 109L216 108V109H215V110H216V111H215L216 114L214 113V111H212V110H214V109H212V108H213V107H212ZM230 104H231V105H230ZM233 104H234V107L236 108V110H235L234 108H232V107H233ZM236 104H238V105H236ZM251 104H252V105H251ZM6 105H7V106H6ZM204 105H206V106H204ZM207 105H208V106H211V107H207ZM242 105H244V106H242ZM249 105H250V106H249ZM5 106H6V107H5ZM190 106H191V105H190ZM203 106H204V107H203ZM218 106H219V107H218ZM222 106H223V107H222ZM201 107H203L204 109H202ZM243 107H245V108H243ZM11 108H9V109H11ZM157 108H158V107H157ZM157 108L154 110V111L156 112V116H155V113L153 112V113H154V116H155V118H156V120H157V116L159 115V113H158V111H157ZM197 108H198V110H197ZM200 108H201L202 110H200ZM210 108H211V110H210ZM240 108H241V109H240ZM253 108H254V109H253ZM205 109H207V110L209 109L211 112H213V114H212V113L208 114L209 111H208V113H207V110H205ZM218 109H219V110H218ZM232 109H233L234 111H236L235 114H234V112H233ZM247 109H248V110H247ZM12 110H13V109H12ZM158 110H159V108H158ZM204 110H205V112H206L208 115H212V116H213V115L215 114V118H214V116H213V117H211V116H206L207 114L204 112ZM253 110H254V111H253ZM6 111H7V110H6ZM167 111H168V112H167ZM167 111H165V112L163 111V112L166 114L165 116H166L167 118L170 117V119H167V118H166L167 120H169V121H168L169 124L172 123V121H175V122H176V121L178 120V119H177L178 117H175V115H172V114H174V113H175V114H178V112L176 111V112H177V113H176L175 110H171V108H170L169 110H167ZM170 111H172V112H174V113H172V112L169 113ZM217 111H218V112H217ZM163 112L160 111L161 115L163 114ZM231 112H232V113H231ZM167 113L171 114L172 116H169ZM228 113H229V114H228ZM247 113H248V114H247ZM253 113H254V114H253ZM157 114H158V115H157ZM192 114H194V113H192ZM195 114H194V116H193V115H190L188 118H192V116H193V117H195L194 119H196ZM255 114H257V115H255ZM261 114H262L263 116H262ZM178 115H179V114H178ZM178 115H177V116H178ZM203 115H204V117L206 116V119L214 118L215 120L217 119V120H219V121H220V120H221V121H225V122H221V121H220L221 123L224 124V126H223V124H219L220 122L216 123V121H215L214 119H213V121H215V123H213V121H212V123H213V124H212V123H211V120H207V122H208V123H207V122L204 120L205 118H203ZM233 115H234V116H233ZM235 115H236V116H235ZM168 116H169V117H168ZM173 116H174V118H173V120H171V119H172L171 117H173ZM199 116H200L201 118H200ZM254 116H255V117H254ZM158 117H159V116H158ZM208 117H211V118H208ZM143 118H146V117H143ZM175 118H176L177 120H176ZM202 118H203V119H202ZM218 118H219V119H218ZM253 118H254V119H253ZM257 118H258V119H257ZM260 118H261V119H260ZM241 119H242V120H241ZM5 120H6V119L4 118V121H3V122H2V121L0 122V131L3 129V126L6 125ZM146 120H147L149 123H151V122H153V123L149 124ZM146 120H144V121H145L146 123H148L147 125L149 126V129H150V127H151V129H152V128L157 129L158 124H159L158 121L155 120L156 122H158V124L155 125L156 127H152V126H154V124H155V123H154V120H151V119H150L151 121L148 120V119H146ZM170 120H171V122H170ZM251 120H252V121H251ZM178 121H179V120H178ZM178 121H177V122H178ZM209 121H210V122H209ZM237 121H238V122H237ZM177 122H176V123H177ZM2 123H3V124L5 123V124H4L3 126H1ZM176 123L173 122V124H174L176 127H175V126H172V128H171V125H169L168 123H167V126H168V128H171L172 130H173V128H174V129H175V128L177 129V128H179V127H178V124L176 125ZM237 123H239V124H237ZM251 123H252V124H251ZM173 124H172V125H173ZM210 124H211V126H210ZM214 124L217 126L216 128H214V127H215ZM245 124H246V127L244 126ZM151 125H152V126H151ZM159 125H160V124H159ZM162 125H163V126L165 125V127H162ZM162 125L159 126L160 128L158 127V129H160V130L162 129L161 131L156 130V133H159V134H156V133H155V135H154V136H156L155 139L157 140V141H156V144H157V143H158L159 145H163V144H164V145L162 146L163 148H165V149H164V150H165V154H164V156H166V155L169 156V155H170L168 158L172 160V159H173L172 155H174L175 153H178V149H177V150H176V148L173 149V147H174L175 145H172V144L175 143L176 140L180 141V140L182 139V137H181V139H179V138H180V136H179L180 133H179V132H178V133H179L178 135H174L176 129L174 130V133L171 131V129H167V130H169V131L171 132V133L169 132V133H170L169 135H168V132L164 133V131H167V130H166L167 126H166V123H164V124L162 123ZM200 125H201V126H200ZM208 125H209V127H210L211 129L208 127ZM248 125H249V126H248ZM251 125H252V126H251ZM148 126H147V128H148ZM203 126H204V127H203ZM205 126H206V127H205ZM212 126H213V127H212ZM201 127H202V128H201ZM242 127H245V128H242ZM205 128H206L207 132H205V131H206ZM258 128H260V129H258ZM164 129H165V130H164ZM199 129H200V131H199ZM201 129H204V130H201ZM243 129H244V130H243ZM163 130H164V131H163ZM179 130L181 131V129H179ZM179 130H178V131H179ZM157 131H158V132H157ZM162 131H163V132H162ZM160 132H162V136H164V135H166V136H168V137L170 136L171 138L169 137V139H170V140H173V141H170V140L168 139V137H167V140H166V139H165L164 141L160 140V139H161L160 137H162V136L160 135V134H161ZM163 133H164V134H163ZM172 133H173L174 137L177 136L176 138H178V137H179V138H178V139H175V138L173 137L175 140L172 139V135H171ZM181 133H182V131H181ZM185 133H186V134H184V132H183L182 134L184 135V137H185V136H188L187 138L189 139V136H191L192 133H191V132H188V133L185 132ZM189 133H191V134H189ZM182 134H181V135H182ZM187 134H188V135H187ZM157 135L159 136L158 138H157ZM166 136H165V137H166ZM220 137H221L222 139H221ZM215 139H219V140L216 141ZM159 140H160L161 142H160ZM168 140L171 142V143H170V146H165V145H169V142H167ZM224 140H226V141L229 142V143H228V142L226 143V144H228L229 146L226 145L227 147H225V148H224V146H225ZM214 141H216V143H214ZM226 141H225V142H226ZM165 142H166L167 144H165ZM176 142H177V141H176ZM198 142H199V146H200V144H201V140L199 139ZM204 142H205V143H204ZM180 143H182V142H179V143L177 142V143H175V144H176V145H177V144L179 145ZM260 143H261V144H260ZM158 144H157V145H158ZM193 144H196V141H194V142H193V141H190V145H191V147H192L193 149L195 148L194 150L198 149V152L202 151V150H201V149H203L202 146H201V147H198V143H197V144L195 145V146H197V147H195ZM209 144H210V145H209ZM43 145H44V144H43ZM43 145H42L41 147H45V146H43ZM159 145H158V146H159ZM192 145H193L194 147H193ZM238 145H239V147H238ZM14 146H15V145H12L11 148H14ZM172 146H173V147H172ZM215 146H216V147H215ZM162 147H161V148H162ZM168 147H172V148L170 149V148H168ZM175 147H176V146H175ZM209 147H205V148H204V151H203L202 153H201V152L199 153V155H201V157H202V158H201V159H202V164L204 163L203 167L205 166L206 168H207V167H210V166H207L208 161L205 160V157H206V156H204L203 154L207 153V150H208V152L211 151V149H209ZM166 148H168V151H170V152L172 151V152H171L172 154H171L170 152H169L170 154H168V151H167V153H166ZM179 148H180V147H179ZM206 148H207V149H206ZM226 148H227L228 150H227ZM237 148H238V149H237ZM239 148H241L242 150H246V151H248V153H247L246 151H242V150L240 149L242 152H245V153H241L240 150H239ZM15 149H16V152H15ZM18 149H19V150H18ZM199 149H200V150H199ZM205 149H206V151H205ZM224 149H225V150H224ZM174 150H176L177 152L175 151V153H174V152H173ZM218 150H219V151H218ZM223 150L226 151L228 154H229V151H230L231 153L234 152V154H237V153H235V152H238V150H239V152H238L237 157L235 156L236 158L233 156V154L231 155V153H230L229 155L232 156V158L230 157V158H231V159H230V158H229V155H228L226 152H224ZM234 150H237V151H234ZM12 151H13L14 155L16 154L15 156L18 157L17 155H18L19 153H18L17 151H21V148H20V147H19V148H16V147H15L14 149H12ZM251 151H252V152H251ZM222 152H223L224 154H223ZM253 152H254V153H253ZM17 153H18V154H17ZM225 153H226V154H225ZM246 153H247V155H246ZM209 154H210V152H209ZM242 154L244 155V157L241 156ZM248 154H249V157H248ZM250 154H251V155H250ZM226 155H227V156H226ZM167 156H166V157H167ZM203 156H204V157H203ZM250 156H251V157H250ZM207 157H208V153H207ZM207 157H206V158H207ZM242 157H243L244 159H243ZM245 157H246V159H250L251 162H250L249 160H247V162H246V161H245ZM228 158H229V159H228ZM252 158H253V159H252ZM204 160H205V161H204ZM241 160H242V161H241ZM219 161H220V160H219ZM219 161H218V162H219ZM235 161H236V160H235ZM248 161H249L250 164L248 163ZM252 161H253V162H252ZM206 162H207V163H206ZM227 162H228V161H227ZM231 162H232V161H231ZM239 162H241V163H240L241 165H239ZM244 162H245V165H244ZM205 163H206V164H205ZM242 163H243V165H242ZM252 163H253V164H252ZM248 164H249V165H248ZM208 165H209V164H208ZM237 166H239V167H237ZM245 166H246V168H248V169L250 170V171H249V176H250V178L252 179V181H251V179H249V177H247V176H248V173L246 174V172H247L248 169H245ZM205 167H204V168H205ZM240 167H241V168L244 167V168H242L243 170L240 169ZM206 168H205V170H206ZM211 168H212V166H211L209 169L207 168L206 173H207V171L209 172V170H211ZM221 168H222V167H220V169H221ZM227 168H228V167H227ZM236 168H237V169H236ZM244 169H245L246 171H245ZM244 171H245V172H244ZM209 173H210V174H209ZM209 173H208L209 176L206 174V176L204 177V179L208 176L209 178H206V181H207V182L209 181V183L211 184V183H212V182L210 181L211 172H209ZM245 174H246L247 176H246ZM239 176H240V175H239ZM242 176H241V177H242ZM245 176H246L247 178H245ZM9 177H10V176L6 174L4 178H7V179H3V180H1V182H0L1 184L3 183V184H2L3 186H2L1 184H0V186H1L2 188L6 189V190H7L8 187H9V185L7 184V181L10 179ZM234 178H236V181H235ZM207 179H208V180H207ZM231 179H232V180H231ZM248 179L250 180V181L248 182L249 184H250L251 182H254L255 184H254V183H251V184H250L251 186H250L249 184H247ZM237 180H238V181H237ZM3 181H4V182H3ZM5 182H6V184H5ZM240 182H241V181H240ZM256 183H258V184H256ZM261 183H262V184H261ZM246 184H247V185H246ZM252 184H254L255 187H254ZM239 185H240V184H238V186H239ZM245 185H246L247 187H246ZM256 185L259 186L261 190H260L259 187H257ZM260 185H261V186H260ZM7 186H8V187H7ZM240 187H241V186H240ZM252 187H254V188H252ZM256 187H257V189L255 190ZM10 189H11V188H9L8 190L11 191ZM229 189H231V190H229ZM258 190L261 191V192H259ZM220 191H221V190H220ZM223 191H221L220 194H221ZM224 192H223V193H224ZM231 192H230V193H231ZM257 192L259 193V195L257 194ZM68 193H69V191H68ZM262 193H263V194H262ZM45 194H46V193H45ZM45 194H44V195H45ZM228 194H229V192H228ZM254 194H255V193H254ZM46 195H47V194H46ZM246 195H247V196H246ZM250 195H251V196H250ZM43 197H45V196H43ZM258 198H256V199H258ZM62 200H63V199H62ZM62 200H61V202L64 203V202H63L64 200H63V201H62ZM242 200H243V199H242ZM55 202H57V201H55ZM59 202H60V201H58V203H59ZM7 204H9V203H7ZM2 205H3V204H0V206H1L2 209H4L5 211H7V212H9V213H11V214L13 213V215H15L16 217H19V218H22V219H26V218H27V215H28V214H27V215H24V214H22L23 212H22V213L20 212L19 215H18V214H14L15 212L17 213L16 209H18V210H19V209H20V210L22 209V210H23V208H22L21 206H18L19 204H17V206H15L16 204H9V206H8V205H3V206H5V207H8V208H6L7 210H6L5 207H3ZM62 205H64V204H62ZM65 205H66L65 207H67V209H68L69 204H65ZM67 205H68V206H67ZM262 205H263V206H262ZM13 206H14V207H13ZM91 206H92V207H91ZM258 206H259V205H258ZM9 207H10V208H9ZM11 207H13V208L11 209ZM17 207H20V208H17ZM86 207H88L87 209H90V210L92 211V213L94 212V211H93L94 206H93L92 204H91L90 206H85V208H86ZM15 208H16V209H15ZM70 208H74V207L71 206V207H69V209H70ZM92 208H93V209H92ZM260 208L258 207V209H260ZM67 209H66V208H63V209H61V210H62V212H64V210H67ZM8 210H9V211H8ZM61 210L59 209V210H56V211H57V212H58V211L61 212ZM83 210H84V209H83ZM85 210H86V209H85ZM85 210H84V211L81 210V211L83 212V214L86 213V216H85V214L83 215L82 212L79 211V213L81 214V217H82V218H81L82 220H80V219H79V220H80V223L83 222V224H87V225H84L85 228L88 226L87 230L90 228L88 231H91V230H92V227H93V224H95V223H93V222L96 220V218H95V216H94V215L91 213V211H90V214H91L92 216H94V218H95V219H94V218H92V217H88L89 219H90V218H91V219H94V221H92V223H93V224H92V227H90L91 225H90L89 223H91V219L89 220V219H86V218L83 217V216L87 217V216L89 215V212L87 211V212H88V214H87V212H86ZM261 210H262V209H261ZM13 211H14V212H13ZM18 212H19V211H18ZM22 216H23V217L26 216V217L23 218ZM89 216H90V215H89ZM83 218H84V219H83ZM27 219H28V218H27ZM101 219H102V223H103V222L105 221V218L103 219V216H102ZM28 220H29V219H28ZM87 220H88V221H87ZM103 220H104V221H103ZM85 221H87V223H84ZM75 222L78 223L77 220H75ZM88 222H89V223H88ZM97 222H98V221H97ZM99 222H100V220H99ZM77 223H76V224H77ZM104 223H106V222H104ZM76 224H75V225H76ZM83 224H82V226L78 225V228H79V226H80V227H82L81 229L84 230V229H83V228H84ZM76 226H77V225H76ZM47 229H48V228H47ZM51 229H52V228L49 227V229H48L49 232H50ZM79 229H80V228H79ZM81 229H80V230H81ZM53 230H55V229H53ZM53 230H51L50 233L53 234L54 232H56V230H55V231H53ZM82 230H81V231H82ZM87 230L85 229L84 231H87ZM92 231H93V230H92ZM82 232H83V231H82ZM62 233H65V232H62ZM62 233H61V234H58V233L56 232V234L58 235V237H60L62 240H64V241L66 242V241H67V237H65L66 235H64V234H62ZM54 234H55V233H54ZM63 235H64V236H63ZM61 236H62L64 239H63ZM69 239H70V238H69ZM70 240H72V239H70ZM70 240H68L66 243L71 242V243H68V244L71 245L72 247H75L77 244H75L74 242H72V241H70ZM77 246H78V245H77ZM75 248H78V249H79V247H75ZM35 249H36V247H33V246L31 247V246H30L29 249L27 250V251H28L27 254L25 255V256H28V257L34 258L35 260L29 258V261H28V259H26V260H25V259H24V260L18 259V261L21 260V263H22V264H25V263L27 264V262H28V264H34L35 262H33V260L36 261V262H38L37 257H36L37 254H38V252L36 253V250H35ZM30 250H31V251H30ZM32 250H33V253H32ZM34 252H35V256H34ZM42 252H43V253H42ZM42 252H41V254H44V251H42ZM29 254H30V256H29ZM41 254H39V255H40V256H43V255H41ZM31 255H32V256H31ZM45 255H46V253H45ZM31 260H32V261H31ZM26 261H27V262H26ZM24 262H25V263H24ZM29 262H30V263H29ZM31 262H32V263H31ZM35 264H37V263H35Z\"/></svg>",
	"mask_w": 264,
	"mask_h": 264
}]
</instances>
